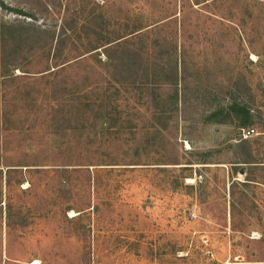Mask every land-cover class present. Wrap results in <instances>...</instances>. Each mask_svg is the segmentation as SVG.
I'll return each instance as SVG.
<instances>
[{
	"label": "rangeland",
	"instance_id": "obj_1",
	"mask_svg": "<svg viewBox=\"0 0 264 264\" xmlns=\"http://www.w3.org/2000/svg\"><path fill=\"white\" fill-rule=\"evenodd\" d=\"M0 22L27 40L0 76V264H264V0H0Z\"/></svg>",
	"mask_w": 264,
	"mask_h": 264
},
{
	"label": "trees",
	"instance_id": "obj_2",
	"mask_svg": "<svg viewBox=\"0 0 264 264\" xmlns=\"http://www.w3.org/2000/svg\"><path fill=\"white\" fill-rule=\"evenodd\" d=\"M24 29L22 27H16L12 24H7L6 22H0V76L1 78H4L5 72L16 69V64L11 63L9 59L7 58L9 55H12L14 51L15 46H19L22 42L27 41L25 40L26 37L22 34V31ZM66 31V29H64ZM64 31L61 35H57L55 38V41H53V37L51 38V41L49 45L52 46V54L53 56L57 55L54 52H61L66 47L64 46V38L62 35H64ZM66 61H63L59 64H55L54 67H57L59 65L62 66L63 63ZM60 66V67H61ZM53 71V70H50ZM229 110L233 115L236 116L235 120L238 122L237 124L239 126H244L247 124V111L244 110L242 106H239L238 104H230Z\"/></svg>",
	"mask_w": 264,
	"mask_h": 264
},
{
	"label": "built area",
	"instance_id": "obj_3",
	"mask_svg": "<svg viewBox=\"0 0 264 264\" xmlns=\"http://www.w3.org/2000/svg\"><path fill=\"white\" fill-rule=\"evenodd\" d=\"M250 131H251L250 129H245L243 133H244L245 135H247Z\"/></svg>",
	"mask_w": 264,
	"mask_h": 264
},
{
	"label": "crops",
	"instance_id": "obj_4",
	"mask_svg": "<svg viewBox=\"0 0 264 264\" xmlns=\"http://www.w3.org/2000/svg\"><path fill=\"white\" fill-rule=\"evenodd\" d=\"M251 263H264V262H261V261H258V262H256V261H253V262H251Z\"/></svg>",
	"mask_w": 264,
	"mask_h": 264
}]
</instances>
